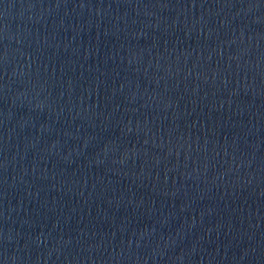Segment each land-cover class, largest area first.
<instances>
[{
	"label": "water",
	"instance_id": "water-1",
	"mask_svg": "<svg viewBox=\"0 0 264 264\" xmlns=\"http://www.w3.org/2000/svg\"><path fill=\"white\" fill-rule=\"evenodd\" d=\"M0 264H264V0H0Z\"/></svg>",
	"mask_w": 264,
	"mask_h": 264
}]
</instances>
